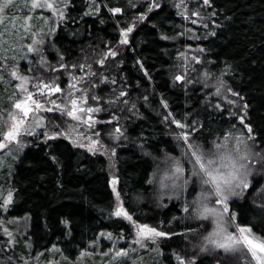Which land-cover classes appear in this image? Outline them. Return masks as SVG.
<instances>
[{
    "label": "trees",
    "instance_id": "1",
    "mask_svg": "<svg viewBox=\"0 0 264 264\" xmlns=\"http://www.w3.org/2000/svg\"><path fill=\"white\" fill-rule=\"evenodd\" d=\"M90 2L74 0L65 10V18L56 21L44 54L52 65L57 64L59 50L69 64L87 58L93 68H99L97 59H90L92 54L109 48L118 50L114 59L106 61L105 72L118 83L97 91L107 97L111 89L123 85L128 93L123 99L135 103L138 110L135 115L125 111L131 116L121 123L128 139L119 141L114 157L117 189H122L124 206L138 224L177 233L159 243V264H176L177 255L191 256L186 238L179 235L191 222L183 219L178 202L155 206L150 197L153 188L148 183L154 172L153 156L177 154L170 123L164 117L171 113L180 120L198 119L210 131L228 127L224 123L227 113L221 116L220 109L213 107L218 103L205 100L207 89L193 81L187 86L174 80L181 74L176 73L178 58L192 49L200 59L201 72L221 76L226 87L239 92L238 98L248 105V120L258 131H264V0H211L197 20L192 14L181 16L168 1L149 11L148 3L132 6L134 0L131 4L129 0H97L99 12L85 15ZM117 6L123 9L121 13L109 11ZM142 14L146 18L137 19ZM133 25L128 43H120V29ZM19 70L27 72L22 64ZM184 76L192 79L190 74ZM4 109L10 110L11 105L0 85V119L7 114ZM42 133L28 138L30 144L7 171L0 173V204L12 191L8 210L0 209V264H81V253L90 252L93 245L99 247L100 254L111 249L103 239L109 233L121 243L120 248L130 243L132 223L114 215L116 198L106 158L92 155L63 137L42 141ZM144 138V151L152 152V156L145 155L139 146ZM153 145H159V151ZM236 211V223L255 224L264 230V223L249 206ZM205 264L212 262L206 259Z\"/></svg>",
    "mask_w": 264,
    "mask_h": 264
},
{
    "label": "snow or ice",
    "instance_id": "2",
    "mask_svg": "<svg viewBox=\"0 0 264 264\" xmlns=\"http://www.w3.org/2000/svg\"><path fill=\"white\" fill-rule=\"evenodd\" d=\"M100 2L103 3V0ZM129 3L131 4V0ZM73 4L74 0H57L55 6L49 0H25L24 6L28 7L30 11L46 7L51 9L59 18H65V10L72 7ZM203 4L210 6L211 0H203ZM182 5L183 0L179 6ZM159 6L156 0H152L148 10L151 11L153 7ZM13 7H16V0H2L0 2V15ZM86 7L88 11L85 15L99 12L97 0H91L90 3L86 4ZM109 11L117 14L121 13L123 9L117 6L110 7ZM192 15L200 17L201 13L196 11ZM145 18L146 16L143 14L137 17L139 20ZM25 19L32 20L33 17L29 15ZM2 22L3 20L0 18V23ZM195 22L193 21V23ZM134 26L120 29L122 35L120 43H128V34L133 31ZM22 27L25 32H30L33 25L25 24ZM204 27L207 28L208 25L205 24ZM54 30V28H49V33ZM212 34L215 35L214 32ZM6 35V32L0 33V37ZM23 38L21 36V40ZM164 38L168 39L169 37ZM6 44H8L7 40L0 39V69H5L10 77L20 80L21 83L14 85L19 90L20 95L14 92L8 97L11 110L4 109L3 111L7 115L0 119V149L13 142L17 144L18 149H22L25 146L21 139L22 133L38 135L35 129L43 127L46 129L42 133L45 140L62 136L72 137V133L76 132L80 141H87V143L78 142L73 138L76 146L86 148L93 155L102 152L112 161L110 167L114 166L113 157L117 156V148L120 147L119 141L121 138L126 140L128 137L125 135L126 129H123L119 123L121 116L112 109L118 107L120 113L127 111L133 115L138 111L135 103H130L129 99H123V97L128 96L123 85L119 89H111L107 99L97 92L98 88L100 92H103V88H100L101 85L106 88L109 84L116 85L118 83L114 77L105 75V72L108 71L106 61L109 57L114 59L119 54L118 50L109 48L107 53H103L101 58L95 61L99 68H93L92 63H89L87 58L81 63L69 64L65 61L64 54L57 50L59 59L57 64L53 66L46 58L44 49L40 47L44 44L43 37L39 40L34 39L26 46L24 44L19 45L21 49L26 47L25 55L21 57L28 60L29 66L26 71L35 73V75L29 76L20 74L17 63H7L9 57L5 53L14 51V49L12 46L5 48ZM30 53L38 57L35 60V67L32 66L33 60L28 58ZM181 56L183 57V53ZM12 59L15 60V57ZM65 72L70 77L67 89L61 87L60 83ZM77 72L80 75H76ZM145 74L147 75V72ZM5 79L3 72H0V81ZM174 80L180 81L182 85L190 82L183 74L175 75ZM29 84L31 85L30 88L26 86ZM221 88H225L232 96L240 97L239 92H235L231 87H226L224 81L218 79L217 96H220ZM58 93L59 96L56 95ZM144 99L146 100L147 97ZM90 100L92 104H89ZM101 101L103 103H100ZM228 103L235 105L237 101L228 100ZM167 106L165 102L164 107ZM213 107L220 109L221 116L225 112L227 113V120L224 121L228 125L227 129L210 131L198 119L180 120L171 113L164 117L166 121H169L171 117L169 122L180 129L179 132L175 133V139L181 157L177 158L168 152L164 153V159L168 166L159 183L161 189L169 188L170 194L162 193L161 195H169V199L180 200L190 185L195 191L198 184L201 188L200 197L191 202L185 201L183 212L188 215L183 219L210 220L214 225L211 231L205 224L198 226L207 233L206 235L198 233L192 225H186L185 232L179 235L185 238L190 235H202V240L192 245L191 256L177 255L176 258L179 264H205L206 259H210L212 264H264V230L255 224L241 223H235V230H230L237 220L238 212L236 209L238 207L249 206L250 210L256 213L264 223V131H258L248 120L247 103H242L241 110L237 111L232 108H225L219 103ZM41 111L53 115L44 117L40 115ZM101 112H106L109 118L106 120L99 119L96 114ZM46 119L52 125L51 129L48 128V124L41 123ZM234 120H239V127L233 122ZM70 121L76 123H70ZM97 124L111 125L112 127L111 129L97 128ZM64 125L67 127H63ZM80 128H84L85 131H78ZM103 136H107L114 143L105 144ZM210 137H212L211 140H209ZM146 142L147 138L139 141L142 151H144ZM209 143L210 147L207 146ZM152 147L159 151V145ZM144 154L153 155L152 152L147 151H144ZM52 159L56 161L55 156ZM153 159H159V157L153 156ZM185 164H189L191 167L186 168ZM155 177L156 173L154 172L153 179L148 180V183H154ZM165 180L169 183L166 184ZM118 183L119 177L113 175L111 180L112 191L115 193L117 202L114 215L132 222L136 228L134 243L140 249H149L150 245H156L153 250L157 252V255H160L159 238H170L177 233L171 230H158L148 224H138L124 206L122 189H117ZM241 202L243 203L241 204ZM11 203L12 191L9 190L7 197L0 204V209L7 211L8 205ZM210 204L211 206H209ZM5 232L11 236L7 229ZM111 235V233L108 234L109 238ZM9 243L14 244L15 241L10 240ZM56 251L59 252L60 250L56 249ZM132 251L135 252L136 250L133 249ZM84 255L86 253L82 252L81 256ZM127 255L128 252L123 248L116 252L117 257ZM8 259L11 260V257ZM64 259L67 260L68 257L65 256ZM48 264H59V262L49 261Z\"/></svg>",
    "mask_w": 264,
    "mask_h": 264
},
{
    "label": "rangeland",
    "instance_id": "3",
    "mask_svg": "<svg viewBox=\"0 0 264 264\" xmlns=\"http://www.w3.org/2000/svg\"><path fill=\"white\" fill-rule=\"evenodd\" d=\"M164 1L172 2L177 7V9L179 10L180 15L184 16V17L186 16V14H192L193 12H196V11L201 12L202 8L204 9L207 7V5L203 4V0H183L182 6H179V5H181V0H156V3L160 4L161 2H164ZM0 2H2V0H0ZM49 2H52L54 4V6L57 5V0H49ZM140 3H148L150 5L152 3V0H134V6H136ZM24 4H25V0H16V7H13L10 10H7L6 13L0 15V18H2V20H3V22L0 23V33H4V32L7 33L6 36L0 37V39H4V40L8 41V44L5 45V48L12 46V48L14 49V51H7L5 53L9 57V60L7 61V63L8 64L17 63L19 65V67H21V64H22V65H24L25 69H27V67L29 66L28 60L21 58L25 55L26 47L24 49H21L19 47V45L24 44L26 46L27 44L31 43L32 40H34V39L39 40L41 37H43L44 44L40 45V47H42L44 49L49 44L51 37H52V34L55 31L54 30L53 32L49 33V28L55 29L56 21L60 18L49 8H46V7L42 8V9L37 8L34 11H30V9L28 7H25ZM192 6H195L196 9L194 10ZM156 8L157 7H153L152 9L154 10ZM29 15H31L33 17L32 20H26L25 19V17L29 16ZM196 20H197V16H196ZM25 24L33 25L30 32L24 31L22 25H25ZM21 36L24 37L22 40H21ZM14 41H15V43H13ZM107 51H108V49L103 51V53H107ZM99 53L100 54H92V57L90 59H92L93 61L95 59H97V60L100 59L101 55L103 53L102 52H99ZM196 56L197 55L195 54V52L192 49H187L183 53V57L180 55V57L178 58V64H180V66H179V68L176 69V73H179L181 71V74H183V75L184 74L186 76H188L189 74L191 75L192 79L191 80L187 79L190 81L187 83V86L192 85L191 81H193L195 84L201 85V87L203 89H207L208 94L204 91V93H206L205 94L206 95L205 100L208 99V101H209V100L214 99L217 103H219L223 106L226 105V107L232 108L234 111L241 110V104H242L241 99L238 97L232 96V94L227 92L225 90V88L220 89V96L216 95L217 80L218 79L222 80V77L210 75L206 71L201 72V70H200L201 69L200 68V66H201L200 59H198ZM13 57H15V60L12 59ZM28 58L32 59L34 61L32 66L35 67V65H34L35 60H37L38 57H36L35 54L30 53V54H28ZM84 59L81 62H83ZM53 66H55V65H53ZM72 71H75V70H72ZM0 72H3V74L6 77L5 80L0 81V85L3 86L5 100L7 101V103H9L8 97L12 93L16 92L17 95H20L19 90L16 89L14 87V85L21 83V81L10 77L5 69H0ZM20 74L29 75V76L35 75L34 73H28V72H26V73L20 72ZM76 75H80V73L77 72ZM196 76L199 77L197 80H196ZM69 79H70V77L65 72V74L60 79L61 87L67 89ZM26 86L29 88L31 87L30 84L26 85ZM102 87L105 88L103 85H101L100 88H102ZM98 89H97V91H98ZM56 95L59 96L60 94L58 93ZM107 98H108V96L105 97V99H107ZM228 100H236L237 103L235 105H232V104L228 103ZM100 103H103V101H101ZM89 104H92L91 100L89 101ZM112 110L113 111L117 110L119 112L118 107L114 108ZM119 114H121V113L119 112ZM241 114H243L242 111H241ZM40 115L44 116V117H51L53 114L41 111ZM96 115L98 116L99 119L106 120L109 118L108 114L106 112H101V113H98ZM121 115L123 117H121V119L119 121L120 125L124 121L125 118L131 116V115L128 116V114H125V112H123ZM65 119H68V118L65 117ZM170 120H171V117L169 118V121ZM169 121L167 123H170ZM235 121H236L235 123H236L237 127H239L240 126L239 120H235ZM41 123L42 124H48V128L51 129L52 125L48 122L47 119L44 121H41ZM70 123H76V122L70 121ZM29 126H31V125H29ZM170 126H171V131L173 132V138H174L176 145H177V141L175 139V133L179 132L180 129L175 124L170 123ZM63 127H67V125H64ZM96 127L97 128L111 129L112 126L111 125H104V124H97ZM45 130H46L45 128L40 127V128H36L35 132L38 133V135H39L40 133H42V131L44 132ZM78 131H85V129L80 128V129H78ZM32 137L36 138L37 135H28L26 133H22L21 139L25 143V146L30 144V141L28 140V138H32ZM63 138L70 140V142L75 146H76V143L73 142V138H75L78 142L87 143V141H80V138L77 136L76 132L72 133V137H63ZM47 140H50V139H47ZM42 141H46L45 138H43ZM124 141L126 142V140H124ZM103 142L105 144H108V145H111L114 143V141L108 139L107 136H103ZM25 146L22 149H18L17 144L15 142H13L12 144H9L7 147L0 149V173L5 169L7 171V167L9 168L11 163L16 161V158L24 150ZM207 146L210 147L211 146L210 143ZM81 148H83V147H81ZM83 149H85L87 152H89L86 148H83ZM89 153L93 155V153H91V152H89ZM97 154H100L106 158L107 163H108L107 171H108L110 180H112V176L115 175V163H114V166L110 167V165L112 164V161H110L109 158L106 155H104L102 152L97 153ZM174 156L177 158L181 157L180 149L178 147H177V154ZM113 161H114V157H113ZM157 165H159V168H157ZM167 166L168 165L165 162L164 156H162L159 159L154 160V172L156 173V177H155V182L151 184L152 188H153V192L151 193L152 196H150L151 200H153V204L155 206L167 205L168 203H171V201L178 202L182 207V215H183V217H185L188 215V214L183 212V205H184L185 201L191 202L193 200L198 199L200 197V194H201V188L197 184L195 191H193L192 186L190 185L188 190L185 192L184 196L180 200H177L175 198L169 199V195H163L162 196L161 195L162 193H169L170 194V189L169 188L161 189L160 183H159V181L164 177V172L167 169ZM185 167L189 168V167H191V165L185 164ZM9 170H8V172H9ZM152 179H153V176H152ZM165 183L167 184L169 182L167 180H165ZM110 185L112 188L111 183H110ZM1 194H2V190L0 188V196H1ZM116 204H117V202H116ZM209 206H211V204ZM121 218H123V217H121ZM125 221L128 223L130 222L127 219H125ZM189 221L191 222V225L197 229V232L202 233L203 235H206L207 233L204 232V230L202 228L198 227L200 224H205L208 227L209 231H211V228L214 226L210 220L209 221L189 220ZM235 223L236 222H234L232 229H230V230H235ZM131 228H132V240H131V242L122 244L123 246L121 247L128 252L127 256L117 257L116 252L121 249L119 247L121 245V243L119 241H117L116 238H113V237L109 238L108 235H104L103 239H105L107 242L110 243V245L112 246L111 249L109 251H105V252L100 254V252L98 251L99 247L97 245H93V246H91V251L86 253V255H84V257L80 259V263L81 264H154V262H155V264H159L160 263V255H157V252L155 250H153L156 248V245H150L149 249H140L139 246L134 243V240L136 239V228L133 224L131 225ZM158 230H161V229L158 228ZM159 239L161 242L162 240H165L167 238H159ZM186 240H187L186 242L189 244L188 245L189 246L188 252L190 254H192V251H193L192 245L199 243L202 240V235H190L186 238ZM133 249H135L136 251L133 252L132 251ZM105 253H107V255H104ZM180 256H183V255H180ZM35 264H40V263H35ZM176 264H179V261H176Z\"/></svg>",
    "mask_w": 264,
    "mask_h": 264
},
{
    "label": "water",
    "instance_id": "4",
    "mask_svg": "<svg viewBox=\"0 0 264 264\" xmlns=\"http://www.w3.org/2000/svg\"><path fill=\"white\" fill-rule=\"evenodd\" d=\"M111 181V180H110Z\"/></svg>",
    "mask_w": 264,
    "mask_h": 264
}]
</instances>
